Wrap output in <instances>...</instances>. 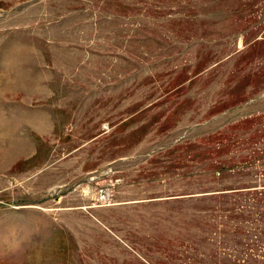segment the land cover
Returning a JSON list of instances; mask_svg holds the SVG:
<instances>
[{
	"label": "rangeland",
	"instance_id": "obj_1",
	"mask_svg": "<svg viewBox=\"0 0 264 264\" xmlns=\"http://www.w3.org/2000/svg\"><path fill=\"white\" fill-rule=\"evenodd\" d=\"M0 264H264V0H0Z\"/></svg>",
	"mask_w": 264,
	"mask_h": 264
},
{
	"label": "built area",
	"instance_id": "obj_2",
	"mask_svg": "<svg viewBox=\"0 0 264 264\" xmlns=\"http://www.w3.org/2000/svg\"><path fill=\"white\" fill-rule=\"evenodd\" d=\"M102 197H103V194H102Z\"/></svg>",
	"mask_w": 264,
	"mask_h": 264
}]
</instances>
